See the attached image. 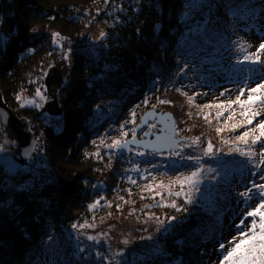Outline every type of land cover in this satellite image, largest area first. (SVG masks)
<instances>
[{"label": "trees", "instance_id": "16d2710c", "mask_svg": "<svg viewBox=\"0 0 264 264\" xmlns=\"http://www.w3.org/2000/svg\"><path fill=\"white\" fill-rule=\"evenodd\" d=\"M0 35L7 39L0 92L38 142L2 185L16 189L9 200L0 197V264H221L232 239L240 242L242 219L249 228L255 222L259 236L260 219L246 216L239 195L257 157L241 165L246 159L232 150L236 144L253 152V144L236 141L242 127L224 126L230 113L239 124L240 108L227 107L235 100L209 91L236 80L231 63L244 54L264 57L257 51L264 0H0ZM252 36L259 44L247 41ZM57 64L60 84L50 72ZM248 64L254 71L241 74L255 88L264 63ZM38 84L49 97L56 93L60 115L19 101L20 92ZM151 109L174 114L185 139L177 149L122 154L108 147L132 138L133 129L143 137L140 120ZM6 131L0 118V144ZM197 170L199 190L186 204L175 193ZM183 191H190L187 184ZM173 202L180 210L161 206ZM107 218L163 225L153 240L134 228L133 249L120 256L80 236L82 226ZM255 243L247 239L235 255Z\"/></svg>", "mask_w": 264, "mask_h": 264}, {"label": "rangeland", "instance_id": "374dc122", "mask_svg": "<svg viewBox=\"0 0 264 264\" xmlns=\"http://www.w3.org/2000/svg\"><path fill=\"white\" fill-rule=\"evenodd\" d=\"M246 39L249 43L253 42V43L259 44V41H258L259 38L257 36H252L250 38L246 37ZM244 55L245 56L246 55L252 56V55L247 54V53ZM260 60L264 63V57L260 58ZM215 64H218V63H215ZM57 68L59 70L54 68L50 72H52L54 75L57 74L58 76L62 77V75H64V74H62V72L60 70V66L58 65ZM240 69L250 70V65L247 62H244V63L232 62L230 74L234 73L235 72L234 70H240ZM244 73L246 75L250 74L248 71H245ZM224 75H225V73H224ZM234 75H236L237 77L231 78V79H236L235 81H228L226 79L222 83H220L219 85H216L214 91L210 90L209 92L211 94L214 93L213 96L217 99H221L223 97H226L227 95L225 93H227L234 100H236L237 96H240L241 103H244L243 108L241 107V104L236 103V107L240 108V112L237 115V117H239V124L236 123L237 122L236 119H233V116H235V115L233 113H230L229 116H231V119H228V117H229L228 116V117L224 118V120H223L224 126L226 128L230 127L229 129H232L233 125L239 126L241 123H245L247 116L242 115L241 114L242 112H245V113L258 112L259 113V115L253 119L251 126H249L247 124L248 128L242 127V129L240 131L242 133L245 131H249V136L246 137V139L252 145V140L255 139L257 136H259V130L256 129L255 132H252L250 130L254 129L258 122H260L261 120H264V93H263L264 89L259 90L257 93L251 94V100H249V92H250V89L253 87L251 85H249V83L245 82L240 71L235 72ZM259 78H264V75L255 76V80L262 81L264 83V80L259 79ZM242 89L244 90V94L240 95V92ZM37 90H39L40 96L36 95ZM48 92L49 91H47V87L43 84L42 87H40V85H39L32 91L26 90V91L20 92L18 98H19V101L24 105L37 106V107L42 108L45 106L46 100L52 97V96L49 97ZM41 97H43V99ZM245 102H247V103H245ZM222 104H223V102H222ZM148 129H149V127L142 131L143 137H144L145 131ZM232 132H234V131H232ZM6 133H7V131H6ZM6 133H5L4 137H7ZM234 133H236V132H234ZM262 144H264V137H261L260 140L255 145H253V152L252 153L256 155L257 159L256 160H250V163H253V165L250 167V169H251L250 175L245 180H243V184L240 185L241 186L240 187L241 192L248 190V189H252V191H251L252 199L251 200L244 202V200L242 198V202H244V204L246 205V210L244 213H247V211H251L253 209H256L258 204L261 201H264V197H261L258 194V192L254 188H252L253 184H257V185L258 184H264V179H261V176H264V165H260L259 167L256 166L257 164H259V160H260L259 153L262 150V148H261ZM233 145L235 148L236 144H233ZM0 147H1L0 149H2L3 145ZM136 149H139V148H134L133 152H135ZM240 149L242 151L248 152L247 150H245L246 146L241 147ZM239 157L246 159V160H240L242 162L241 165H243L244 162L249 163L247 161V159L249 158L248 156L240 155V153H239ZM239 178L244 179L245 178L244 174L242 173L239 176ZM13 180H11V181H13ZM6 187L9 189H13L14 191L16 189L13 182L8 183V185ZM259 211L264 213V208L259 209ZM241 215L242 214L237 216V220L241 217ZM256 217H258L260 219V216H256ZM244 223L247 225L248 220L244 221ZM134 228L146 229L147 232L145 233V236L146 237L147 236L152 237V240H153V237L156 236V234L158 233V231L161 230L162 227L160 226V224L157 221L141 223V222H138L135 220H129L128 218H107V219H101V220L92 222L91 224L82 226L79 233H80V236L85 241L103 244L107 247V249L109 250V252L111 254H117L120 252L126 253L127 251L133 249V245H134L133 242L135 241L134 235H136V231H135L136 229H134ZM132 229H134V230H132ZM236 230L241 232L240 228H236ZM246 230L247 229H245V231ZM89 236L95 237V239L94 240L87 239V237H89ZM125 241H127V244L124 243ZM232 241H233V239H232ZM144 242H149V241H148V239H146ZM231 247H233V243L230 244V248ZM118 251H120V252H118Z\"/></svg>", "mask_w": 264, "mask_h": 264}, {"label": "snow or ice", "instance_id": "6c2138e0", "mask_svg": "<svg viewBox=\"0 0 264 264\" xmlns=\"http://www.w3.org/2000/svg\"><path fill=\"white\" fill-rule=\"evenodd\" d=\"M33 32H35V29L32 30ZM54 38L56 40L59 39L58 34H53ZM7 47V39L6 37H4L3 35H0V51H3L5 48ZM70 51V50H69ZM258 52L264 51V43H261L259 46V49L257 50ZM65 59H67V56H65ZM244 62H248L251 64H259L261 63L260 57L259 55H252V56H248L246 55L244 57L243 60H238L237 63H244ZM241 73L245 72V71H254L253 69L250 70H245V69H240L239 70ZM264 89V83H257L255 88H251L250 92H249V100H251V94L253 93H257L259 90ZM244 94V90L242 89L240 92V95ZM37 96H40V92L39 90H37L36 93ZM43 99V97H41ZM192 98H189V100L191 101ZM162 103H166L165 101H161ZM232 103H238L241 104V107H244V103H241L240 101V96H237L236 100L233 102H229V104L227 105V107H231ZM247 103V102H245ZM205 107H209L208 105H206ZM216 107H224L223 105H216ZM97 108L99 109V106H97ZM242 115H246L247 119L245 121L246 124H252L253 119L259 115L258 112H251V113H245L242 112ZM218 115H222V113H219ZM134 117L135 114L133 113V122H134ZM205 119H207V117H205ZM228 119H231V116L228 117ZM127 123V122H126ZM245 123H241L239 125V127H244ZM236 125H233V130H235ZM256 129L259 130V136H257L255 139L252 140V144L255 145L261 137H264V120H261L260 122H258L255 126L254 129H251L250 131L255 132ZM216 131L219 133L221 131V129L217 128ZM122 135L124 137H126L128 135L127 132H123ZM145 135H147V133H145ZM249 136V131H245L243 132L241 135L235 137L236 141L242 143V144H247L248 141L246 139V137ZM135 144L136 143V133H135V129L132 130V140L128 141L126 139L121 140V139H115L113 140V142L108 145V147L110 149H127L128 151H131V148H129V144ZM193 144L198 143V140H193L192 141ZM225 143H227V141H225ZM262 150L259 153V164L256 165L257 167H259L260 165H264V144L261 145ZM236 152H239L240 155H246L249 157V159H253V153L251 151L245 152L242 151L239 147H235L233 149ZM212 152V145L211 143L208 144V148L205 150L204 154L205 155H209ZM138 155H143V153H137ZM99 155V154H97ZM189 159H198V158H193V157H188ZM208 171H211V169H209ZM200 176H201V170H197V171H193L189 176L184 177L183 181L181 182V190L176 192L175 195L176 196H181L183 194L184 198H185V203L186 204H190L193 202V196L195 194L196 191H198V185L201 183L200 180ZM261 179H264V176H261ZM133 183H135V181H133ZM184 184H187L188 188L190 189V191L188 192H184ZM252 188H254L258 194L261 197H264V184H253ZM251 191L252 189H248L245 191H242L239 193L240 197L243 198L244 202H247L249 200L252 199L251 196ZM171 195V193H169ZM99 203V202H97ZM111 206V205H109ZM164 207H173V208H177V205L175 204V202H173L171 205H161ZM264 208V201H261L256 209H253L251 211H247L246 216L247 217H256V216H260V224H259V236H257L256 233V228H257V224L255 222H253L251 224V227L249 228L245 223L244 220L242 219L240 221V223L237 225L238 228L241 229V236L237 238V240H239L240 242H236V241H232L230 243H233L234 246L231 247L230 249L226 250V254L223 257V260L221 261V264H264V213L260 212L259 209ZM177 210H180L177 208ZM158 219V218H157ZM175 220V217H171L169 218V224L171 225V221ZM161 226L163 225V221H160ZM73 227H77L76 225H73ZM245 229H247V231H245ZM249 232H251V236L249 237ZM87 239L89 240H94L95 237L89 236L87 237ZM148 239H152V237H148ZM247 239H252L253 241H256V243L250 248L248 249V251L246 253H242L240 255H235L239 249L242 246V243L244 241H246ZM125 244H127V241L124 242ZM221 249H225V246L223 244L220 245ZM117 255L122 256L123 253H117Z\"/></svg>", "mask_w": 264, "mask_h": 264}, {"label": "water", "instance_id": "95a60500", "mask_svg": "<svg viewBox=\"0 0 264 264\" xmlns=\"http://www.w3.org/2000/svg\"><path fill=\"white\" fill-rule=\"evenodd\" d=\"M59 70L58 68H56ZM59 78L60 84L63 82L61 76L55 74ZM61 103L56 95L47 100L43 111H47L53 115H60L62 113ZM0 117L3 124L7 127L6 136L10 137L12 143L4 142L3 148L0 149V162L8 173H14L23 167L33 156L37 150L38 142L32 132L27 129L24 123L16 115V113L7 105L0 92ZM156 121L160 125L158 131L149 130L145 138L136 136V143L129 144L131 150L139 148L144 151L157 153H170L177 149L185 140L177 137V127L175 116L171 112H160L156 110H149L141 118L139 129L143 130L150 122ZM132 138L128 139L131 141ZM116 152L127 154L130 151L127 149H116Z\"/></svg>", "mask_w": 264, "mask_h": 264}, {"label": "built area", "instance_id": "2783aa9c", "mask_svg": "<svg viewBox=\"0 0 264 264\" xmlns=\"http://www.w3.org/2000/svg\"><path fill=\"white\" fill-rule=\"evenodd\" d=\"M0 169L2 171V176H1V179H0V197L3 198L4 201H7L9 200L12 196L15 195V192L14 191H11L9 189H2V185H3V182L5 181V179L7 180L10 176V174L6 173L3 171V167L0 165Z\"/></svg>", "mask_w": 264, "mask_h": 264}, {"label": "bare ground", "instance_id": "6f19581e", "mask_svg": "<svg viewBox=\"0 0 264 264\" xmlns=\"http://www.w3.org/2000/svg\"><path fill=\"white\" fill-rule=\"evenodd\" d=\"M5 136V135H4ZM2 136V144H0V146L4 145V142L6 141V143H12V140L10 137H4ZM1 148V147H0Z\"/></svg>", "mask_w": 264, "mask_h": 264}]
</instances>
